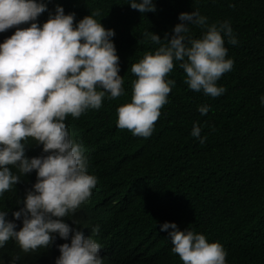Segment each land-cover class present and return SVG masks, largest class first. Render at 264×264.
<instances>
[{
  "label": "trees",
  "instance_id": "1",
  "mask_svg": "<svg viewBox=\"0 0 264 264\" xmlns=\"http://www.w3.org/2000/svg\"><path fill=\"white\" fill-rule=\"evenodd\" d=\"M128 2L44 0L47 8L37 18L42 25L58 4L66 14L75 13L74 23L99 9L96 19L115 31L124 93L116 98L106 93L99 109L65 118L71 138L83 146L87 172L97 177L76 225L91 228L87 236L101 243L104 264H183L171 251L167 232L160 230L165 221L219 241L227 264H264V0H153L156 10L145 13ZM192 10L206 16L208 24L227 20L233 29L237 43L224 38L233 67L216 82L225 91L212 97L190 89L174 61L166 79L175 84L151 136L118 127L116 109L131 101L136 78L131 65L159 47L145 33L155 32L167 43L179 13ZM189 28L193 38L202 35L199 26ZM15 30L0 32V42ZM201 105L209 106L206 114L198 111ZM194 123L206 136L203 143L190 135ZM25 143L27 157L46 155L33 138ZM9 167L20 177L0 196V210L11 220L12 212L23 207L17 202L20 190L37 177L35 170L22 174ZM16 224L21 227L22 219ZM95 225L99 233H92ZM8 248L0 253V264L20 254L18 244ZM56 254L40 252L26 259L22 253L16 264H55Z\"/></svg>",
  "mask_w": 264,
  "mask_h": 264
},
{
  "label": "clouds",
  "instance_id": "2",
  "mask_svg": "<svg viewBox=\"0 0 264 264\" xmlns=\"http://www.w3.org/2000/svg\"><path fill=\"white\" fill-rule=\"evenodd\" d=\"M128 4L141 13L156 10L153 0H129ZM46 8L44 0H0V32L16 28L0 42V196L20 180L9 165L22 174L35 170L37 177L20 190L17 202L23 207L12 212L14 219H7V211L0 210V253L18 244L20 254L9 264L23 260L22 253L31 259L48 251L58 253L55 264H104L101 243L87 236L91 228L76 225L97 177L87 172L83 146L71 138L65 118L99 109L106 93L110 98L124 93L112 39L115 31L96 19L99 9L74 23L75 13L66 14L59 4L41 25L37 18ZM178 19L167 43L162 44L155 32L145 33L159 47L131 65L136 76L131 81V101L117 107L116 124L133 135L151 136L175 84L174 79H166L174 61L186 73L190 89L212 97L225 91L216 82L234 63L227 57L224 41L227 37L228 43H237L230 23L208 24L198 10L182 11ZM189 25L199 26L202 35L190 36ZM260 103L264 104V94ZM208 109V105L198 106L201 114ZM201 130L194 123L190 135L203 143L206 136H201ZM29 137L42 145L46 155H25ZM18 219L22 226L17 229ZM99 230V225L92 227V233ZM160 230L167 232L171 251L179 254L183 264H227L219 241L209 242L194 230H180L175 222H163Z\"/></svg>",
  "mask_w": 264,
  "mask_h": 264
}]
</instances>
